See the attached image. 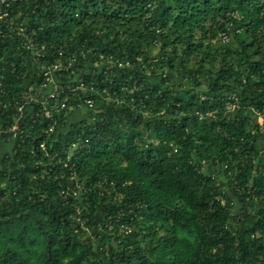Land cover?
I'll return each mask as SVG.
<instances>
[{
    "label": "trees",
    "instance_id": "1",
    "mask_svg": "<svg viewBox=\"0 0 264 264\" xmlns=\"http://www.w3.org/2000/svg\"><path fill=\"white\" fill-rule=\"evenodd\" d=\"M19 4L43 56L0 35V129L58 61L92 106L0 133V264H264V0Z\"/></svg>",
    "mask_w": 264,
    "mask_h": 264
},
{
    "label": "built area",
    "instance_id": "2",
    "mask_svg": "<svg viewBox=\"0 0 264 264\" xmlns=\"http://www.w3.org/2000/svg\"><path fill=\"white\" fill-rule=\"evenodd\" d=\"M24 0H0V35L5 36L6 34L4 33L5 29H9L10 32L8 34L9 39H15L13 37L16 35V40L20 45H23L26 49H31L32 52V59L33 61H37L40 56H43L38 48L35 47L34 45V38H33V32L34 30L29 28V26L23 22L19 21L22 12L20 10V4ZM16 8V12L15 11ZM233 16L236 18H240L241 15L237 12H233ZM238 31V29L236 30ZM219 40L222 43H227L230 40L229 33L227 32H221L219 35ZM61 54V52H59ZM75 62V59L72 58L70 60H66L65 62L58 61L57 63L47 65V66H41V74L44 76V81L39 84L38 90L37 91H32V88L29 87L27 89H23L18 93L17 98H14V107L18 111V113H15L14 117V122L12 125L5 129H0V133L2 132H15L19 125V119L23 115V110L25 109V106L30 105L28 108L30 110V117L33 119L34 114H41L44 118L51 120V123H48V128H47V133H52L55 131V127L58 126L56 124V121L61 118L60 116L54 117L55 113H59L62 111L63 117H71L75 111H82V108H85L87 111V108L89 109L92 106V100L89 98H84L83 104L78 103L75 110L73 109V106H69L67 104V95L72 94V97H75L76 91L77 90H85V84L84 82L80 81L78 84H65V85H59L58 84V76H56V73L62 71V70H68L71 69L72 63ZM121 63H119L120 66ZM60 74V73H59ZM1 87V86H0ZM69 91V92H68ZM109 98V96H107ZM234 99L233 101H228L227 102V108L228 110H234L235 107L237 106L236 104V97H232ZM117 103L120 101L116 100ZM38 105L39 109H36L35 111L33 110V105ZM33 111V112H32ZM208 116H213L211 113L207 114ZM259 119H261L259 121ZM257 121L260 125L263 124L264 122V116L261 113H258L257 116ZM61 125H59L57 128L59 129V132L62 130ZM64 129V128H63ZM86 141V140H85ZM82 142V141H81ZM80 143V140L77 139L75 142L70 143L68 145V150L73 149L74 147H77L78 144ZM40 147H44V143H40ZM71 153V151L69 150ZM205 164L206 161L202 160L200 162V169H205ZM66 165V164H65ZM224 169H228V165L225 163L223 165ZM74 172V171H73ZM230 171H228V174ZM260 174L263 175V173L259 172ZM74 175V173H73ZM73 179L74 177L71 176ZM83 182V181H82ZM82 182H77L78 187L82 188V191H84V184ZM264 182V179H263ZM82 186V187H81ZM84 187V188H83ZM86 189V188H85ZM73 193L76 195V190L72 189L70 191V188L67 187L65 190H62L61 193L68 194V193ZM262 193L264 195V190H262ZM255 200H257L254 197Z\"/></svg>",
    "mask_w": 264,
    "mask_h": 264
},
{
    "label": "rangeland",
    "instance_id": "3",
    "mask_svg": "<svg viewBox=\"0 0 264 264\" xmlns=\"http://www.w3.org/2000/svg\"><path fill=\"white\" fill-rule=\"evenodd\" d=\"M81 110L82 111H80V112L79 111H75V113L73 114V116L74 115H80V114H82V119L87 120L88 118H90V113L88 112V110L86 111L85 108H82ZM260 120L261 119H259V121ZM11 142H12L11 140H9V141L3 140V142H1L2 145H4L3 147H1V149L4 151L2 153H6V152H8L10 150V147H11L10 143Z\"/></svg>",
    "mask_w": 264,
    "mask_h": 264
}]
</instances>
